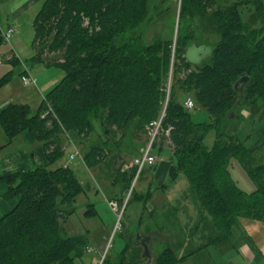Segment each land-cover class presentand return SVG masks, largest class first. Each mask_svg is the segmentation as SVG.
<instances>
[{
	"label": "trees",
	"instance_id": "obj_1",
	"mask_svg": "<svg viewBox=\"0 0 264 264\" xmlns=\"http://www.w3.org/2000/svg\"><path fill=\"white\" fill-rule=\"evenodd\" d=\"M149 13L148 0L43 1L33 20V58L61 68L64 75L38 111L17 102L0 109L5 145L28 131L43 143L47 156L45 165L0 178L8 186L5 197H18L0 217V264H76L82 258L90 248L88 239L69 235L64 224L75 211L83 184L69 166H51L63 156L64 141L82 143L95 132L97 122L105 135L114 128V134L125 136L157 121L170 69L175 84L159 135L170 143V177L175 180L184 174L188 186L177 203L162 213L165 222L160 228L177 229L181 207L195 212L196 222L191 227L182 224L185 236L177 233L179 242L166 241L153 264H178L195 254L203 260L202 254L212 245L233 249L239 235L246 234L245 220L264 223V134L258 145L250 147L238 135L242 108L249 118L264 122V0H181L185 24L176 39L146 43L134 32ZM204 32L217 40L210 43L207 59L193 66L187 51L201 46ZM4 44L0 28V48ZM181 72H186L185 77H178ZM8 76L0 79V87ZM242 78H247L246 83L237 85ZM187 93L209 113V123L192 119L185 106ZM210 131L215 133L212 147L205 142ZM107 143L102 139L83 153L88 168L107 158ZM156 152L165 153L161 148ZM232 158L248 173L256 187L253 191L242 190L232 178ZM118 173L120 181L114 185L121 186L124 195L136 169ZM96 214L93 204L88 205L85 215ZM181 249L189 251L180 256ZM142 254L125 242L108 264H144Z\"/></svg>",
	"mask_w": 264,
	"mask_h": 264
},
{
	"label": "rangeland",
	"instance_id": "obj_2",
	"mask_svg": "<svg viewBox=\"0 0 264 264\" xmlns=\"http://www.w3.org/2000/svg\"><path fill=\"white\" fill-rule=\"evenodd\" d=\"M43 1L44 0H38L36 7L21 13L16 20H14L12 13L13 9L10 8V4L0 2L1 30H5L11 25H15L17 28L16 35L14 34L11 41L9 43L6 42L3 47L0 48V51L5 47L6 50L12 48V46L15 48L17 46L15 53L21 58L22 62L28 66L30 75L35 79L34 84L25 85L21 79L20 69L11 66L10 63L8 64V62L3 60L0 65L4 67V69L1 71L0 77L4 78L6 75H9L8 78L10 79L0 87V106H3L5 102L20 103V99L13 95L14 92H17L32 96L28 103L32 107V110L36 112L50 88L58 84L64 75L61 68L51 67L45 70L43 63L36 62L33 58L35 54L33 45L35 36L33 20L40 10ZM220 1L226 3L237 0ZM148 6L150 12L149 17L146 18L144 23L136 29L134 33L140 35L146 43H151L155 39L168 38L171 36H173V39H176L178 30H182L183 24H185V20L180 17L179 0H148ZM244 12L245 14L248 13L246 9ZM196 32L198 33L197 29ZM216 40L217 36H211L209 33L204 32L202 34L201 46L199 47L205 49L203 50L197 47V45L188 48L187 57L193 66L201 64L207 59L206 56L208 55L210 43L212 44V42ZM51 73H53L52 76L58 75L56 83L47 89L41 87V82L46 80ZM185 73L186 72H181L178 77H185ZM174 84L175 76L172 75V70L170 69L165 88L166 99L164 106L168 102L167 90L168 88L171 89ZM32 85L35 86L37 91ZM32 88L36 91V95ZM187 94L189 99H193L192 93ZM162 111H164V108ZM189 111L195 122L209 123L211 121L209 113L199 103H195V106L189 109ZM240 114L244 119L238 129V135L247 147L254 146L260 140V134L264 132V122L259 117H255L254 119L249 118L250 113L246 108H242ZM44 115L45 112L42 111V116ZM98 124L97 122L95 132L93 131L88 139L82 140V143L78 144L74 140L69 139L68 141H64L63 156L51 166L52 168L57 166H69L74 170L83 184L84 190L77 196L74 203L75 211L68 216L64 224L65 230L69 235H82L89 241L90 248L83 254L79 261H76V264H103L105 258V264H108L110 261L114 262V258L118 257L121 250L124 248L125 242L129 244V246L131 245V248L136 247L139 253L142 254L143 247L134 245L138 233L152 237L148 245L154 258V255L157 256L163 251L166 240H172V243H176L179 242V239L175 238L177 233L185 236L181 229L182 224L188 225L189 223L191 227L196 222V213L185 210L183 221L181 224H178L177 229L169 228L167 230H162L160 228L162 223L165 222L162 213L167 211V200L163 191L164 189L162 188L163 185L154 179V176L159 163L162 161L161 157L164 158V162L168 161V167L170 166V156L172 154L170 153L171 148L169 140L162 137V135H159L161 139L158 136V139L152 145V151L155 150L156 153L154 154L156 157L155 163L146 166L136 178L137 169L133 166V160L140 156L151 142L148 127H146L144 131H136V133L130 130L125 136L121 135V132H116L114 134V128H110V132L105 135ZM160 134L163 133L161 132ZM102 139L108 141L106 147L108 152L107 158L96 167L88 168L79 155H76L74 160L69 159L71 153H76L75 147L80 150L83 156V153H85L92 144L101 142ZM214 140L215 133L214 131H210L205 139L206 145L212 147ZM0 142L2 143V140ZM159 148L163 149L165 153L159 155V153L156 152ZM132 168L136 169L130 186L132 187L133 185V188L131 193V188H128L123 195L121 194V186L118 184L114 185V181H120L117 180L120 179L119 170L127 172ZM230 172L232 178L242 190L251 192L256 188L248 173L235 158L231 159ZM163 181L162 184L172 187V191H175L176 195L171 199L173 202L172 204H175L176 200L180 198L188 186L186 177L184 174H179L175 180H172L168 174ZM138 197H142V199L140 200ZM121 198L124 199L123 202L120 201ZM6 199L12 200L13 198ZM110 201H117L120 210L124 205L126 206L123 209V216L121 218H119L118 215L120 213L116 212L111 207ZM90 204H93L96 210L97 214L95 216L85 215L87 206ZM245 221L247 223L244 226L245 233L252 236H260L257 240L255 237L253 238L255 239L256 245L264 252V223L250 220ZM183 241L185 242L184 239ZM186 243L188 249H191L192 244L190 240ZM132 253L133 250H130L129 254ZM226 258L227 256L221 257V261L225 262ZM188 263L191 262L189 261Z\"/></svg>",
	"mask_w": 264,
	"mask_h": 264
},
{
	"label": "crops",
	"instance_id": "obj_3",
	"mask_svg": "<svg viewBox=\"0 0 264 264\" xmlns=\"http://www.w3.org/2000/svg\"><path fill=\"white\" fill-rule=\"evenodd\" d=\"M4 2L10 4L9 5L10 8L13 9L12 13L14 16V20H16L17 17L21 13H24L28 11L29 9L36 7L38 0H5ZM11 26L15 28L16 33H17L16 26L15 25H11ZM5 48L0 51V63H2L3 60H5L6 62H8V64L10 63L11 66H15L16 68L18 67V69H20L19 72H20L21 77L23 75H29L30 69L28 68L27 65H25L22 62L21 58L15 53L17 46L16 48L12 46V48H8L6 50ZM13 60H16V61H13ZM44 66H45V70H47L48 68L49 69L51 68L50 66H46V65ZM3 69L4 67L0 65V73L1 71H3ZM52 74L53 73H51V75L48 76L46 80L41 82V87H45L47 89L56 83V81L58 80L57 78L58 75L52 76ZM32 87H34V89L37 91L35 86L32 85ZM34 89L32 88V90L35 92V95H36V91ZM13 95H15L17 98L20 99L21 101L20 103H26V104H29L28 101L29 99L32 98V96H29L27 94H20L17 92H14ZM10 103H15V102H5L3 106H0V109ZM261 137L262 136H260V140L257 142L256 145H258L260 141L262 140ZM1 140H2V143L0 142L1 143L0 144V148H1L0 149V178L5 175L19 171V170L32 169L36 166L45 165L47 163V156H46V151H45L43 143L39 141L38 139L34 138L31 135V133L28 131L23 132L22 134L17 136L12 141V143L5 145V134H4V131L0 128V141ZM161 158H162L161 159L162 161L161 163H159L157 167L154 179H156L158 182L161 183V185H163L162 182H164L163 180L169 174L171 163H170V166L168 167L169 165L168 161L164 162L163 161L164 158L163 157ZM163 189H164L163 191L165 193V197L167 200V205H166L167 208L170 205H175L179 198L176 200L175 204H172L173 202L171 199H173V197H175L176 195L175 191H172L173 188L167 186L166 188H163ZM7 191H8L7 184L0 182V217L4 213L10 211L16 205L17 200H18L17 197L13 198L12 200L10 199L7 200L4 196L7 193ZM184 214H185V209L181 207L180 212H178L176 215L178 220H180L179 222L181 223L183 221ZM258 231L260 232L259 229ZM164 236H167V235H164ZM253 237H255L256 240L257 238H260V236H257V235H253V236L249 234L239 235L238 244L233 249L222 250L212 245L208 247V249H206L205 252L202 254L203 260L201 257H198V254H195L194 256L185 258L184 260L180 261L178 264H254V263L264 264V252L262 251V249L259 248L258 245H256L255 239ZM166 241L169 242L170 240H166ZM185 252H187L186 249H181L177 251V254L180 256H183L186 254ZM223 256L224 257L227 256L225 262L221 261V257ZM145 259H146L145 264H153V261L149 262L148 258H145ZM189 261L191 263H188Z\"/></svg>",
	"mask_w": 264,
	"mask_h": 264
},
{
	"label": "built area",
	"instance_id": "obj_4",
	"mask_svg": "<svg viewBox=\"0 0 264 264\" xmlns=\"http://www.w3.org/2000/svg\"><path fill=\"white\" fill-rule=\"evenodd\" d=\"M2 31V36H3V40L4 42H10L11 41V38L13 37V35L16 33V30L14 27L12 26H9L8 28H6L5 30H1ZM22 79V82L25 84V85H30V84H33L35 82V79L29 74V75H23L21 77ZM169 93H170V89L167 90V101H168V98H169ZM168 104V103H167ZM167 104L164 106V111L162 112L160 118L153 122L149 127H148V133L150 135V138H151V142L149 144V146L144 150V152L136 157L134 160H133V166L136 167L137 169V176L136 178L140 175V173L142 172L143 169H145L146 166H149V165H152L153 163H155L156 161V157L155 155L152 153V145L153 143L156 141V139L158 138L159 134L161 133L162 131V120H163V117L165 115V109L167 107ZM185 106L188 108V109H191L195 106V102L193 101V99H187L185 101ZM75 146V145H74ZM75 150H76V153L75 154H70L69 155V159L70 160H74L76 155H79L81 157V159L83 160V156L80 152L79 149H77L75 147ZM132 188H133V185L131 187V190H130V193L132 191ZM129 193V195H130ZM111 207L118 213L119 215V218H121L123 216V209L126 207L125 205L123 206V208H121V210L119 209V203L117 201H110L109 202Z\"/></svg>",
	"mask_w": 264,
	"mask_h": 264
},
{
	"label": "water",
	"instance_id": "obj_5",
	"mask_svg": "<svg viewBox=\"0 0 264 264\" xmlns=\"http://www.w3.org/2000/svg\"><path fill=\"white\" fill-rule=\"evenodd\" d=\"M197 47H199V46H197ZM199 48H202V47H199ZM203 50L205 49V48H202ZM208 55H209V48H208ZM207 55V56H208ZM188 58V57H187ZM246 81H247V78H242L238 83H237V85H239V84H241V83H246ZM240 102V101H239ZM150 238L151 237H149V236H144L143 234H141V233H138V235H137V237H136V245L138 246V245H140V246H142L143 247V254H142V256L144 257V258H148V260H149V262H152L153 261V255H152V252H151V250H150V248H149V242H150Z\"/></svg>",
	"mask_w": 264,
	"mask_h": 264
},
{
	"label": "bare ground",
	"instance_id": "obj_6",
	"mask_svg": "<svg viewBox=\"0 0 264 264\" xmlns=\"http://www.w3.org/2000/svg\"><path fill=\"white\" fill-rule=\"evenodd\" d=\"M180 3H181V0H179V5H180ZM169 89V88H168Z\"/></svg>",
	"mask_w": 264,
	"mask_h": 264
}]
</instances>
